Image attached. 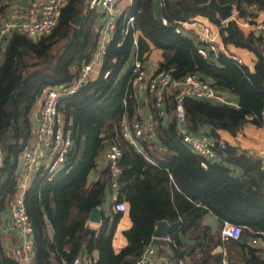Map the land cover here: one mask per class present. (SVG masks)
Masks as SVG:
<instances>
[{"label":"trees","instance_id":"trees-1","mask_svg":"<svg viewBox=\"0 0 264 264\" xmlns=\"http://www.w3.org/2000/svg\"><path fill=\"white\" fill-rule=\"evenodd\" d=\"M164 1L159 5V16L154 17L152 0H131L114 23L99 75L58 97L63 128L70 131L73 146L61 170L51 179L37 170L25 190L23 204L34 246L32 264H60L62 259L70 261L78 254L91 257L92 252H96V259L90 264H133L151 240L160 243L152 239L159 220L170 224L167 246L171 258L188 257L190 264H221L222 258L229 264H264V252L250 245L257 231L264 240V168L257 156L225 142L217 152L219 160L202 166L201 159L182 145L173 115L174 102L169 105L173 111L170 121L157 129L159 143H144L143 151L137 153L120 137L121 118L134 119L136 105L131 67L123 70L135 55L143 61L149 44L161 50L157 70H168L176 81L193 74L215 88L227 89L236 99L234 106L185 98L187 132L219 139L217 130L236 135L247 124L260 125L264 35L244 33L233 19L221 24L216 12L205 5L208 0ZM217 1L232 3L239 15L254 14L253 9L264 11V0ZM6 6V0H0V14ZM78 14L83 17L74 25L72 18ZM195 15L219 26L225 45L252 52L253 71L224 54L214 60L202 56L199 43L174 32L177 19ZM129 16H133L132 27L123 34ZM98 19V12L87 0H66L51 34L33 39L14 32L5 44L0 63V218L15 193L18 157L31 141L35 105L45 88H69L77 79L82 64L96 51ZM136 31L140 35L135 40ZM206 127L208 133L202 131ZM111 141L122 148L119 185L131 221L123 231L126 244L119 251L113 249L112 237L120 213L113 212L112 221L103 216L97 228L87 224L91 209L105 200L109 172L106 168L89 185L87 175ZM234 169L240 173L234 174ZM206 213L216 217L219 228L224 221L242 226L240 237L222 241L219 231L212 233L209 225L203 224ZM242 237L246 240L239 243ZM218 247L223 252L214 253ZM0 264H16L3 248L1 229Z\"/></svg>","mask_w":264,"mask_h":264},{"label":"built area","instance_id":"built-area-1","mask_svg":"<svg viewBox=\"0 0 264 264\" xmlns=\"http://www.w3.org/2000/svg\"><path fill=\"white\" fill-rule=\"evenodd\" d=\"M118 0H88L90 8H100L102 13V22L98 24V43L96 52L92 58L82 64L78 77L69 88L47 87L42 92L39 106L32 112V136L30 143L23 149L18 157V168L15 178V193L9 203L10 216L17 229L21 242L13 246L11 256L16 264H31L34 252L32 227L26 215L23 204L24 193L37 170L43 171L47 179L62 169L67 154L71 151L73 140L70 131L63 128V117L57 108L58 97L62 93H71L76 88L83 85L93 76L100 73V60L105 52L107 43L112 38V29L117 15L116 3ZM131 1V0H127ZM66 0H41L36 8L30 10L27 14L13 15L0 18V53H3L5 44L9 37L14 33L24 34L30 38L38 39L42 36L51 34L57 24L60 13V7ZM164 0H158L159 5H164ZM253 8L249 6V9ZM235 14V16H233ZM241 17L242 19H238ZM229 19H233L237 26L254 25L260 33L264 35V17L255 16L250 11L244 15H239L236 9ZM133 16H129L127 24H132ZM162 22L166 24L164 18ZM221 24L227 21H220ZM186 29H193L197 42L199 43L198 52L202 56H210L213 60L220 54H224L238 65H242L241 58L230 54L225 50V44L221 40L219 26L211 23L208 18L202 15H195L190 19H177L174 22L173 30L179 34ZM127 30L123 31L126 34ZM102 62V60H101ZM131 67L132 83L143 82L147 91L152 94L153 106L157 114L161 115V104L163 102L164 92L169 87H175L174 95V114L177 121V128L181 134V141L189 147L201 159L202 166L207 161H211L225 146L223 140L214 139L206 133L186 132L184 127V107L183 101L187 97L209 100L217 103H227L226 100L218 97L214 93L212 86L193 74H186L181 81L172 79L168 70H156L146 75L142 62L135 55ZM232 104V103H231ZM236 105V104H235ZM234 105V106H235ZM150 123L148 128L139 120H128L123 115L121 118L120 137L127 144L137 148V138L151 139ZM260 137L258 138L256 156L261 160L264 168V104L260 112ZM178 130V131H179ZM179 132V133H180ZM105 147L106 168L109 172V188L112 197V210L121 213L127 209V204L119 197V179L121 167L119 164L122 155V148L115 141L108 142ZM104 147V148H105ZM138 150V148H137ZM141 152V151H139ZM2 158L0 154V167ZM242 226L227 221L222 222L219 235L222 241L228 239H238L240 237ZM250 240L251 245L261 248L264 252V240L260 236L261 232H255ZM167 242L171 240L166 238ZM154 256V259L152 258ZM155 256L154 247L149 243L143 249L141 255L137 257L133 264H187L183 258H171L169 256ZM92 260L84 254H78L67 261L62 259L60 264H90ZM221 264H229L227 259L222 258Z\"/></svg>","mask_w":264,"mask_h":264},{"label":"crops","instance_id":"crops-1","mask_svg":"<svg viewBox=\"0 0 264 264\" xmlns=\"http://www.w3.org/2000/svg\"><path fill=\"white\" fill-rule=\"evenodd\" d=\"M40 1L41 0H6L7 6L5 8L4 13L0 14V18L13 16V15L27 14L30 10H32V9L36 8V6H38ZM117 3H116V7H117L118 11H117L115 21L118 18V16L121 15V13H124L125 9H127L130 1L118 0ZM158 8H159V3H158ZM94 9L98 12V16H99L98 24H100L102 22V14L103 13L99 7L94 8ZM253 12H254L255 16H259V18L264 17V11L263 10L253 9ZM233 16H235V14ZM238 19H242V18L238 17ZM128 27L131 28L132 24L131 25L127 24V21H126V28L125 29L127 30ZM238 27L244 33H249L251 31L254 34L260 33V30H258L254 25H242V26H238ZM113 30H114V28L112 29V36H113ZM181 33L184 36L192 39L194 43L198 44L196 37H195V34H194L195 32L193 29H186V30L182 31ZM138 35H140V33L138 31H136L134 33V39L135 40H136ZM149 48H150L149 53L146 54L144 57L145 59L143 61H141L145 75H146L145 79L157 70L158 63L162 60L160 49L155 48L152 44H149ZM225 50L228 53L234 54L235 56L241 58L243 61L244 67H246L249 70V72L253 71L255 57H254L252 52H250L246 49H243V48L234 47L233 45H226ZM2 60H3V53H0V63L2 62ZM101 60H102V58H101ZM101 60H100V63H101ZM126 68L127 69L130 68V64ZM95 77L96 76L92 77V79ZM179 81H181V80H179ZM131 86H132V89L134 91V97H135V101H136L135 112H134V115L132 116V118L139 120L147 128H148L150 123L153 124V126L150 130L151 139H143V138L139 137L136 139L138 150L136 147L132 146L135 149V151H137V153H138L139 151H141V152L143 151L142 144H144V143L145 144L150 143V142L159 143V140L156 136L157 129L160 126H162V127L166 126L168 124V122L170 121V118H171L173 111L169 109V105L172 104L174 101L173 97L175 95L176 88L175 87H169L165 90L163 102L161 104L162 113H161V115H158L157 110H155V108L153 106L152 94H150L147 91L145 84L143 82H139V83H132L131 82ZM212 88L214 89V93L216 96L226 100L227 103H224V104H229V105H235L236 104V99H235L234 95L231 94L227 89H219V88H215L213 86H212ZM41 97H42V94H41ZM41 97L37 101L34 109H36L39 106L40 101H41ZM215 103H217V102H215ZM173 115H175V114H173ZM175 119H176V117H175ZM176 125H177V121H176ZM184 127H185V120H184ZM177 129L179 130V128H177ZM185 130H186V127H185ZM202 131L208 133L210 131V129H209V127H206ZM178 132H180V130ZM186 132H187V130H186ZM216 132L218 134L219 140H223L224 142H226L227 144H230L231 146H237V147H239V148H241V149H243V150H245V151H247L253 155L256 154L255 152L257 151L258 138L260 137L259 126L247 124V125L243 126L236 135H231L230 133H228L225 130H217ZM179 134H181V132ZM182 145L191 154H193L196 157H199L192 150H190L189 147L186 146L184 143H182ZM158 146H157V149L160 150L161 147L159 148ZM106 151H107V147L103 148V150L100 152V154L96 160V166L87 175V185H89L90 183L99 179L101 176V173L106 169V158H105ZM120 160H121V157H120ZM215 160H219L218 153L216 154V156L211 161H215ZM163 170H166V167L163 168ZM239 173H240L239 169H234V174H239ZM169 178L171 179L170 176H169ZM169 181H170L169 182L170 184L174 185V183L171 180H169ZM109 182H110V178H109ZM119 197L121 200H124V199H122V195H121V191H120V185H119ZM124 202L127 204V209L125 212L120 213L121 215L117 220V223L115 225V229L113 232V237H112V247L115 251H119L120 248L125 246L126 239L123 236V231L126 230L127 228H129L131 225V221H130L129 216H128V202L127 201H124ZM97 207H99L101 209L102 217L108 215L110 217L109 221H112L111 220L112 219V213L115 211L112 210V197H111V193H110V188L106 192L105 200L103 201V203ZM159 221H161V220H159ZM202 222H203V224L209 225L210 231L212 233L218 232L220 229L219 223H218L216 217L214 215H212L211 213H206V215L202 219ZM0 223H1V225H0L1 233L3 235V248L6 252V254L8 256H11L10 254H11V250H12L13 246L20 243L21 238H20V235H19L17 229L15 228V226L12 222V218L10 216L9 208H7V210L1 215ZM87 224L91 228H97L100 225V224L91 223V222H89L88 219H87ZM167 224L169 225V232H170V224L168 222H167ZM155 226H156V224H155ZM155 226H154V228H155ZM154 228H153V230H154ZM169 232H168L166 238H169ZM166 238H155L152 235V239L161 240L160 243H156L152 240L149 242L154 247L155 256H165L166 258H168L167 256H170L171 249H169L167 246L168 243H167ZM245 240H246V238H245ZM218 248H220V247H218ZM221 251L223 252L222 249H221ZM263 255H264V253H263ZM152 258L154 259V256ZM90 259L93 261L96 259V252L91 253ZM183 259L186 260L187 264H190L188 257H184Z\"/></svg>","mask_w":264,"mask_h":264},{"label":"water","instance_id":"water-1","mask_svg":"<svg viewBox=\"0 0 264 264\" xmlns=\"http://www.w3.org/2000/svg\"><path fill=\"white\" fill-rule=\"evenodd\" d=\"M207 7L211 8L216 12L217 17L220 21H228L232 12H233V4L228 2L225 4H220L217 0H208L205 4ZM152 10L154 17L159 16V8H158V0H152ZM83 17V14H78L72 18L71 23L74 25H78ZM88 220L91 223L100 224L102 220V211L99 207H95L91 209L89 212ZM169 232V225L166 221L161 220L156 223V226L152 232L153 237L155 238H166ZM32 237V236H31ZM239 243H243L245 241V237L240 238ZM221 252V248H217L214 253Z\"/></svg>","mask_w":264,"mask_h":264},{"label":"rangeland","instance_id":"rangeland-1","mask_svg":"<svg viewBox=\"0 0 264 264\" xmlns=\"http://www.w3.org/2000/svg\"><path fill=\"white\" fill-rule=\"evenodd\" d=\"M117 4H118V3H117ZM132 59H133V58H131V60L129 61V63H132ZM128 65H129V64H128ZM128 65H127L126 67H128ZM126 67L124 68L123 72L126 71ZM93 77H94V76H93Z\"/></svg>","mask_w":264,"mask_h":264},{"label":"clouds","instance_id":"clouds-1","mask_svg":"<svg viewBox=\"0 0 264 264\" xmlns=\"http://www.w3.org/2000/svg\"><path fill=\"white\" fill-rule=\"evenodd\" d=\"M233 6H234V8H233V9H236V8H235V5H233ZM228 21H229V19H228Z\"/></svg>","mask_w":264,"mask_h":264}]
</instances>
